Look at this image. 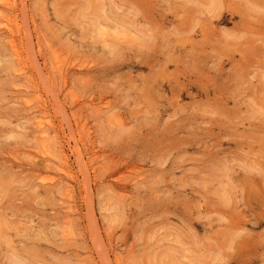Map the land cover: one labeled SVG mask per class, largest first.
<instances>
[{
    "label": "rangeland",
    "instance_id": "1",
    "mask_svg": "<svg viewBox=\"0 0 264 264\" xmlns=\"http://www.w3.org/2000/svg\"><path fill=\"white\" fill-rule=\"evenodd\" d=\"M1 1L0 264H264V0Z\"/></svg>",
    "mask_w": 264,
    "mask_h": 264
},
{
    "label": "bare ground",
    "instance_id": "2",
    "mask_svg": "<svg viewBox=\"0 0 264 264\" xmlns=\"http://www.w3.org/2000/svg\"><path fill=\"white\" fill-rule=\"evenodd\" d=\"M6 1H7V0H6ZM6 1H5V2H6ZM1 2H3V0H2ZM214 2H215V1H214ZM215 3H216V2H215ZM220 3H221V0H220ZM213 5H214V4H213ZM209 8H210V7H209ZM220 8H222V7L220 6ZM212 14H213V13H212ZM217 16H218V15H217ZM115 28H116V27H115ZM104 29H105V28H104ZM105 30H106V29H105ZM114 30H116V29H114ZM107 31H109V30H107ZM102 33H103V32H102ZM105 33H106V32H105ZM107 34H108V33H107ZM113 34H114V33H113ZM108 35H109V34H108ZM108 35H107V36H108ZM116 35H117V34H116ZM120 35H121V34H120ZM103 36H104V34H103ZM251 36H252V35H251ZM240 38H241V37H240ZM13 46H14V45H13ZM39 123H40V122H39ZM83 176H84V175H83Z\"/></svg>",
    "mask_w": 264,
    "mask_h": 264
}]
</instances>
